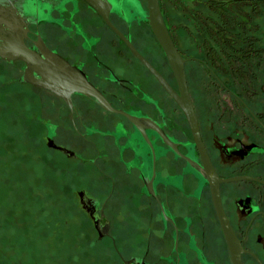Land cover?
<instances>
[{
	"label": "flooded vegetation",
	"instance_id": "1",
	"mask_svg": "<svg viewBox=\"0 0 264 264\" xmlns=\"http://www.w3.org/2000/svg\"><path fill=\"white\" fill-rule=\"evenodd\" d=\"M7 1L26 19L27 47L42 40L122 112L78 93L69 106L8 63L58 101L46 144L103 188L77 196L110 264H264V0H158L182 89L147 0ZM187 94L196 135L174 97Z\"/></svg>",
	"mask_w": 264,
	"mask_h": 264
},
{
	"label": "rangeland",
	"instance_id": "2",
	"mask_svg": "<svg viewBox=\"0 0 264 264\" xmlns=\"http://www.w3.org/2000/svg\"><path fill=\"white\" fill-rule=\"evenodd\" d=\"M20 74L0 62V264H110L77 196L103 188L46 144L43 122H56L58 101L16 83Z\"/></svg>",
	"mask_w": 264,
	"mask_h": 264
},
{
	"label": "water",
	"instance_id": "3",
	"mask_svg": "<svg viewBox=\"0 0 264 264\" xmlns=\"http://www.w3.org/2000/svg\"><path fill=\"white\" fill-rule=\"evenodd\" d=\"M88 1L99 8L93 0ZM147 4L151 29L172 66L182 89V82L184 80L182 68L183 60L168 35L159 9L158 0H147ZM27 31L26 19L14 7L13 2H0V62L5 63L2 60L7 63L13 61L24 62L23 80L25 82L54 93L61 97L69 106H71V95L73 93H78L94 97L96 101L107 110L122 113L121 111L114 110L110 106L105 98L91 85L81 70L73 67L57 54L50 51L42 40L39 39L36 42L38 51H34L27 47L25 44ZM132 51L143 60L145 64L150 66L133 48ZM8 65L16 67L14 64ZM174 97L177 103L183 108L195 133L197 130L196 117L188 94L187 97L186 95L182 97L174 95ZM130 118L135 122L143 121L132 117ZM48 146L62 150L69 156L73 155L71 151L61 148L53 142H49ZM80 196L81 202L83 203L82 194H80ZM83 207L85 210H88L85 205ZM95 228L101 237L103 235L102 229L98 224L95 225Z\"/></svg>",
	"mask_w": 264,
	"mask_h": 264
},
{
	"label": "trees",
	"instance_id": "4",
	"mask_svg": "<svg viewBox=\"0 0 264 264\" xmlns=\"http://www.w3.org/2000/svg\"><path fill=\"white\" fill-rule=\"evenodd\" d=\"M4 62V61H3ZM6 63V62H5ZM8 64V63H7ZM15 81V80H14ZM16 83L20 84L19 82L15 81Z\"/></svg>",
	"mask_w": 264,
	"mask_h": 264
}]
</instances>
